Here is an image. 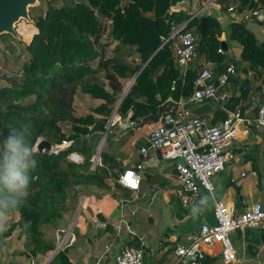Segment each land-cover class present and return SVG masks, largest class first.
I'll list each match as a JSON object with an SVG mask.
<instances>
[{"label": "trees", "instance_id": "16d2710c", "mask_svg": "<svg viewBox=\"0 0 264 264\" xmlns=\"http://www.w3.org/2000/svg\"><path fill=\"white\" fill-rule=\"evenodd\" d=\"M52 1L47 0V6L37 16H31L29 11L36 32L28 34L29 42L25 45L28 56L22 61L21 75L6 76L9 84L0 87V143L12 127L23 125L28 126L27 142L32 147L39 136L52 143L72 140L56 154L35 152L36 165L29 172L28 194L10 210L22 217L16 225L20 227L19 235L31 244L32 256L55 248V234L47 237L41 226L55 225L62 218L61 210L68 207L66 188L82 185L89 191L108 192L111 179L116 188L121 187L116 172L120 164L113 153L102 150L100 165L93 170L89 168L98 134L105 131L114 109L122 118L129 110L132 118L148 113L158 115L168 96L178 98L192 93L193 81L203 66L201 60L194 61L193 66L181 72L175 64L172 41L160 46L184 22L182 30L199 33L200 16L188 20L187 9H171L180 0H68L69 3L51 5ZM219 1L222 5L216 10L217 15H206V27L199 43L203 60L213 65L210 71L215 76L234 65V59L227 57L220 46L219 37L227 30L230 45L241 47L244 71L253 70L260 77L264 71V41H259L247 24L248 19L254 18L253 10H264V0ZM231 5L234 17L225 12ZM222 12L227 13L226 17L217 18ZM111 40L117 44L112 49L114 53L106 56ZM129 48L136 53L137 60L122 58L123 49L131 54ZM147 59L115 108L124 84L133 79ZM78 89L102 100L84 116L73 113V97ZM248 90L244 80L240 95L227 100L228 109L246 97ZM65 121L72 128L68 135L60 126ZM84 134L94 135H88V140ZM72 151L83 154L81 163L67 159ZM148 178L162 180L156 175ZM65 253L62 248L47 264H70Z\"/></svg>", "mask_w": 264, "mask_h": 264}, {"label": "crops", "instance_id": "0c3cea01", "mask_svg": "<svg viewBox=\"0 0 264 264\" xmlns=\"http://www.w3.org/2000/svg\"><path fill=\"white\" fill-rule=\"evenodd\" d=\"M193 3L196 7L203 6V10L212 15H217L216 10L222 5L219 0H190L188 14ZM231 7L233 10L232 5ZM257 10L260 14L263 12L256 28L259 36L264 38V10ZM231 11L227 7L225 12L234 17L235 13ZM225 12L217 18H225L227 15ZM252 19H248V22ZM227 36L226 30V33H221L219 39L228 45L226 51L223 50L224 54L235 61L234 77L229 75L227 84L218 89L217 98L209 101H216L218 105L212 107L210 112L199 115L205 116L212 124L222 120L228 111L241 110V108L244 117L253 118L260 96L259 88L264 84L262 82L264 71L260 77H257L253 70L245 72L243 69L245 63L240 61L241 47L231 46ZM113 43L111 42V45ZM111 45L106 47V56H109L106 54L107 49L114 53L112 49L116 45L114 47ZM126 51L128 49L122 50L125 54ZM198 60L203 63L202 68L212 69L213 65L205 62L200 54L199 59L194 56L185 66V70ZM215 77L217 78V75ZM244 80L249 85L246 97H241L233 109H228L225 105L227 100L232 96L240 95V86ZM174 85L173 82L172 87ZM222 93L225 94L224 98H221ZM189 96L170 97L186 101ZM195 105L198 104L186 103L185 108L191 114L190 110ZM117 127L122 136L118 145L128 140V146H135L130 158L112 152L120 164L119 169L116 170L118 176L123 169L132 167L139 161L138 150L144 143L146 127L142 126L134 130L125 123H120ZM242 127L243 124H239V128ZM232 151L233 157L226 162L224 169L211 177L213 190L200 189L195 203L186 208L182 207L173 193L176 174L168 162L156 163V166L144 168L139 190L136 193L123 187L116 190L114 184H109L110 191L102 193L98 192V189L89 191L87 186H79L82 188L80 191L82 193L79 195V212L71 216L68 222L55 232L56 243L53 250H56L60 238L65 237L66 243L63 248L70 264H115V254L124 245L137 246L142 248L144 253H149L145 256L144 264H165L174 260L172 250L176 244L184 243L188 234L194 232L202 221L213 222V209L217 200L231 203L237 211L245 209L258 199L264 204V128L250 126L246 135H240ZM156 168L158 169L155 170ZM147 169H152V172H145ZM149 175H156L166 181L165 183L159 179L151 181ZM182 208L189 211L183 213ZM131 216L135 218L134 226L138 229L130 226ZM230 238L235 249V261L231 264H264V228L261 225L240 227L230 232ZM205 249L207 253L201 264H222L217 253L218 245ZM53 250L45 254L31 255L27 258V264L43 262L47 264L56 254V251L52 253Z\"/></svg>", "mask_w": 264, "mask_h": 264}, {"label": "built area", "instance_id": "2783aa9c", "mask_svg": "<svg viewBox=\"0 0 264 264\" xmlns=\"http://www.w3.org/2000/svg\"><path fill=\"white\" fill-rule=\"evenodd\" d=\"M228 10L231 11L232 7H228ZM259 14V11H253L254 16ZM184 26L185 23L174 28L165 39L172 40L175 63L179 66H187L196 54L197 35L192 29L182 30ZM231 72L233 67L229 66L215 79L210 69L203 68L193 81V91L189 98L182 101L167 97L154 123L141 124L139 118H132L131 110L125 118L113 113L103 131L104 136L112 126L120 123H127L129 128L146 127L144 143L138 150L139 161L118 173L117 182L121 187L134 193L139 190L144 161L151 153L153 162L171 164L176 174L173 193L182 207L193 205L200 189L213 190L211 176L222 171L226 162L233 157L232 148L240 135H246L250 126L264 128V84L259 88L260 96L253 118L244 117L236 109L228 111L222 120L212 124L205 116L191 115L185 108L186 103L200 104L216 99L218 89L227 84ZM224 97L222 93L221 98ZM239 124H243V127L239 128ZM71 143L72 140L53 143L50 151L56 154ZM198 148L201 151H197ZM67 157L71 162H82V156L74 151L68 153ZM96 165H100L99 154L91 158L89 168L93 170ZM257 225L264 228V204L261 200L252 202L240 211L231 203L217 200L213 209V222L202 221L194 232L188 234L184 243L174 246V260L165 264H201L207 253L205 248H213L215 245L219 246L217 253L222 264H231L235 261V249L230 232L240 227ZM65 243V237L60 238L56 253ZM146 255L149 253H144L140 247L124 245L115 254V264H144Z\"/></svg>", "mask_w": 264, "mask_h": 264}, {"label": "rangeland", "instance_id": "374dc122", "mask_svg": "<svg viewBox=\"0 0 264 264\" xmlns=\"http://www.w3.org/2000/svg\"><path fill=\"white\" fill-rule=\"evenodd\" d=\"M63 3H69V1L68 0H54L51 2V5H59ZM46 6H47V0H36V3L34 6L28 7V11H30L31 16H37L42 10L45 9ZM15 30L19 38H16L7 33H3L0 35V87L9 84L6 79V76L21 75L22 61L25 60L26 57L28 56L25 51V45L29 42L28 34L29 32L31 34L36 32V28L33 25V21L27 22L25 20H21L18 23H16ZM105 40L107 41L109 39L106 38ZM116 44L117 42H114L111 45V47H114ZM129 49L131 50V48ZM126 52H127L126 54L120 53L121 55H123L122 56L123 59L127 61H129L131 58H135L136 60L138 59L136 53H132V50H131V54H129V51H126ZM106 54L111 55L112 52L107 49ZM132 81L133 79H131L130 81H127L124 84L122 94L120 98L117 100L115 104V108L118 107L124 95L127 93L129 89V85L131 84ZM101 102H102L101 99L93 98L89 94L84 93L80 89H78V91L73 97V113L76 116H84L89 112L90 108L97 106ZM114 111L116 112V109H114ZM114 111L112 112L110 118L112 117ZM60 126L63 132L66 133V135H68V133H70V131L72 130L71 124L67 121L61 122ZM91 127H92L91 125L88 126L89 129H91ZM132 129L136 130L135 128H132ZM88 135H94V134H88ZM88 135L84 134L83 137L86 139L88 138L89 140ZM41 138H45V137L39 136L36 142ZM97 139L98 141L94 148V153L91 156V158L95 154H98L99 151L101 152L102 150H105L111 153L113 152L114 154L118 153L121 156L125 155L126 157H129V158L134 153L135 146L134 145L128 146V143H129L128 140L126 141L124 140L123 143L118 145L119 142L122 140V136H120V130L117 127V125L112 126L106 136H104L103 132L98 134ZM50 143L53 144L55 142L53 143L50 142ZM35 144L33 146L34 148H35ZM67 147H64L63 149H66ZM74 152L77 154H80L83 160L84 158L83 154H81L79 151H74ZM157 169L158 168H156L155 170ZM145 172H152V169H147L145 170ZM212 178H211V181H212ZM113 181H114L113 179L108 180L109 184L111 185H113ZM81 189H82L81 187H74L73 189H69V190L68 188H66V191L68 194V199H67L68 207L61 210L62 218L55 225L50 223V224H44L41 226V230L45 232V235L47 237H51L52 235L54 236L57 228L64 226L68 222L71 216H73L74 214L75 215L78 214L79 212L78 207L80 206V202H79L80 196L79 195L80 193H82L80 192ZM115 189L118 190V188H115ZM93 190H97V189H93ZM97 191L98 192L100 191V193H102L103 190L98 189ZM196 204L198 203L196 202ZM187 211L189 210L182 208L183 213ZM129 220H130V223H129L130 226L133 229H138L136 226H134L135 218L131 216ZM21 221H22V217L17 211H10L8 213V219L5 222L3 228H0V234L2 235L0 237L1 239L0 240V264H27V258H29L31 255L29 254L31 244L28 243L27 240L25 241L23 236L21 237L19 235L20 227L16 224L20 223ZM55 251L56 250H53L52 253H54ZM44 263L45 262H43L42 264Z\"/></svg>", "mask_w": 264, "mask_h": 264}, {"label": "clouds", "instance_id": "9594fccd", "mask_svg": "<svg viewBox=\"0 0 264 264\" xmlns=\"http://www.w3.org/2000/svg\"><path fill=\"white\" fill-rule=\"evenodd\" d=\"M27 136V125L12 127L0 143V228L7 221L9 211L28 194L29 172L36 165V150L27 142Z\"/></svg>", "mask_w": 264, "mask_h": 264}, {"label": "water", "instance_id": "95a60500", "mask_svg": "<svg viewBox=\"0 0 264 264\" xmlns=\"http://www.w3.org/2000/svg\"><path fill=\"white\" fill-rule=\"evenodd\" d=\"M36 0H0V35L3 33L10 34L16 38H19L16 30L15 25L21 20H25L27 22H31L32 19L29 17L28 7L34 6ZM190 7V0H180L171 9L178 10V9H188ZM205 9V8H204ZM206 15L207 12L203 10V6L196 7V4H191V12L189 13V18H193L194 16H200V24H199V33L197 35V47H196V59L200 57V41L201 36L206 27ZM261 15L253 18L252 21L248 22L247 28L254 34V36L259 40L262 41L264 38L259 36L257 31V24L259 22ZM164 43L161 42L160 46ZM159 46V47H160ZM221 48L226 51L227 47L224 41L220 42ZM151 57V56H150ZM149 57V58H150ZM148 58V59H149ZM148 59L141 65L139 70L134 74V78L140 72L142 67L148 61ZM185 70L184 66L180 67V71L183 72ZM125 94V92H124ZM218 102H204L198 105H195L191 108L190 112L192 115H203L211 111L212 107L217 106ZM115 112V111H114ZM141 124H150L157 121V115L153 113H148L139 118ZM127 126L128 124L125 123ZM50 141L46 140L45 138L39 139L35 144V150L39 152L50 153ZM197 151H201V148H198ZM100 152V151H99ZM144 168L156 166V163L153 162V155L150 153L144 161Z\"/></svg>", "mask_w": 264, "mask_h": 264}, {"label": "bare ground", "instance_id": "6f19581e", "mask_svg": "<svg viewBox=\"0 0 264 264\" xmlns=\"http://www.w3.org/2000/svg\"><path fill=\"white\" fill-rule=\"evenodd\" d=\"M253 11H254V10H253ZM257 11H258V10H257ZM252 15H253V12H252ZM260 15L262 16V15H263V12H262V14H259L258 16H260ZM253 16H254V15H253ZM258 16H254V18H256V17H258ZM260 19H261V17H260ZM260 19H259V21H260ZM251 21H252V20H251ZM184 23L186 24V22H184ZM182 24H183V23H182ZM196 35H198V34H196ZM165 39H166V38H165ZM165 39H164V40H165ZM164 40H163V41H164ZM165 42H166V41H165ZM196 47H197V46H196ZM220 52H221V51H220ZM196 53H197V51H196ZM195 55H196V54H195ZM230 66H231V65H230ZM184 67H185V66H184ZM228 67H229V66H228ZM228 67H227V68H228ZM232 67H233V66H232ZM201 70H202V69H201ZM233 71H234V69H233ZM223 73H224V72H223ZM231 73H233V72H231ZM231 73H229L228 76H229ZM212 74H213V73H212ZM220 74H221V73H220ZM218 75H219V74H218ZM218 75H217V76H218ZM213 76H214V74H213ZM214 78L216 79L215 76H214ZM227 81H228V79H227ZM126 85H127V84H126ZM125 89H126V88H125ZM210 101H211V100H210ZM206 102H208V101H206ZM203 103H204V102H203ZM200 104H201V103H200ZM240 111H241V110H240Z\"/></svg>", "mask_w": 264, "mask_h": 264}]
</instances>
